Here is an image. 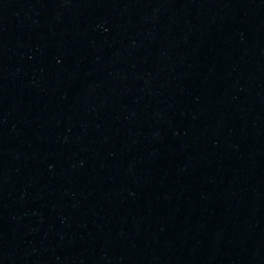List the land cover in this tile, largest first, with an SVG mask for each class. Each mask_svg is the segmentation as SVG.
<instances>
[{
	"label": "water",
	"instance_id": "water-1",
	"mask_svg": "<svg viewBox=\"0 0 264 264\" xmlns=\"http://www.w3.org/2000/svg\"><path fill=\"white\" fill-rule=\"evenodd\" d=\"M0 264H264V0H0Z\"/></svg>",
	"mask_w": 264,
	"mask_h": 264
}]
</instances>
